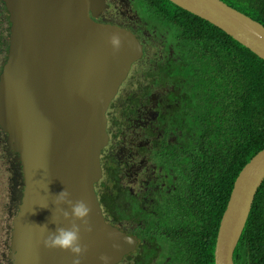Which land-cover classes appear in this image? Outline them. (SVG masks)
Instances as JSON below:
<instances>
[{
	"label": "water",
	"instance_id": "95a60500",
	"mask_svg": "<svg viewBox=\"0 0 264 264\" xmlns=\"http://www.w3.org/2000/svg\"><path fill=\"white\" fill-rule=\"evenodd\" d=\"M1 1L9 25L0 67V127L22 177L6 255L11 264H71L66 250L44 247L46 232L39 226L49 231L67 226L53 203L65 189L73 202L82 200L89 207L91 230L80 234L85 247L81 264H99L101 254L115 264L134 249L136 239L104 220L94 184L107 142L106 108L141 55V44L129 30L93 19L103 0ZM169 1L264 60V25L259 21L222 0ZM114 34L120 37L116 49L109 43ZM263 179L264 147L233 180L216 232L213 264H234L233 251Z\"/></svg>",
	"mask_w": 264,
	"mask_h": 264
},
{
	"label": "flooded vegetation",
	"instance_id": "af4514ba",
	"mask_svg": "<svg viewBox=\"0 0 264 264\" xmlns=\"http://www.w3.org/2000/svg\"><path fill=\"white\" fill-rule=\"evenodd\" d=\"M103 2L93 19L132 32L142 53L106 108L107 142L100 151L101 176L94 191L104 220L136 239L134 249L115 264H176L169 238L175 230L170 217L176 210V182L195 157L176 165L187 154V136L180 126L187 115L179 107L182 60L175 19L168 17L164 0ZM6 148L2 131L0 164L5 172L0 182L9 201L3 203L0 196V264H11L6 255L9 226L22 191L16 153ZM197 200L207 205L203 198Z\"/></svg>",
	"mask_w": 264,
	"mask_h": 264
},
{
	"label": "trees",
	"instance_id": "16d2710c",
	"mask_svg": "<svg viewBox=\"0 0 264 264\" xmlns=\"http://www.w3.org/2000/svg\"><path fill=\"white\" fill-rule=\"evenodd\" d=\"M222 1L264 25V0ZM164 5L168 17L175 19L176 50L182 60L179 107L187 118L180 126L188 145L182 160L195 157L176 182V210L170 217L175 230L169 238L176 264H213L216 232L233 180L264 147V60L207 20L168 0ZM0 10L5 12L0 18L4 61L9 23L1 0ZM198 197L207 205H200ZM233 262L264 264V179L233 251Z\"/></svg>",
	"mask_w": 264,
	"mask_h": 264
},
{
	"label": "clouds",
	"instance_id": "9594fccd",
	"mask_svg": "<svg viewBox=\"0 0 264 264\" xmlns=\"http://www.w3.org/2000/svg\"><path fill=\"white\" fill-rule=\"evenodd\" d=\"M109 43L114 49L118 48L120 45V37L115 34L112 35L109 38ZM2 131L3 130L1 129L0 134ZM53 203L57 205L56 213L61 219L67 221V226H56L54 231H49L46 225H39L42 231L46 232V235H44L42 241L43 245L46 248H54L59 249L61 251L66 250L72 255L71 264H81L82 254L85 251V247L81 243L80 234L81 231L91 230V227L87 221L89 207L82 200H76L75 202H73L69 198V193L65 189L59 191L54 195ZM59 205H65L66 207H59ZM39 206L46 207V205ZM223 211L221 213V216L223 214ZM75 221H80V223L77 224L75 223ZM50 222L55 225L56 217L51 215ZM97 259L99 264H109V257L106 255L101 254L97 257Z\"/></svg>",
	"mask_w": 264,
	"mask_h": 264
},
{
	"label": "rangeland",
	"instance_id": "374dc122",
	"mask_svg": "<svg viewBox=\"0 0 264 264\" xmlns=\"http://www.w3.org/2000/svg\"><path fill=\"white\" fill-rule=\"evenodd\" d=\"M4 15H5V12L0 10V18L2 16H4ZM5 24H7L6 21H5ZM1 54L3 55V53H1ZM2 61H3V57L0 55V65H1ZM182 162H183V160L181 158V160L179 162H177L176 165H180ZM4 172H5V168H4V166L2 164H0V173H4ZM178 172H179V170H176V174ZM3 190H4L3 184L0 182V196H1V200H2L3 203H7L9 201L8 192H5ZM1 235H2V231H0V239H1Z\"/></svg>",
	"mask_w": 264,
	"mask_h": 264
}]
</instances>
